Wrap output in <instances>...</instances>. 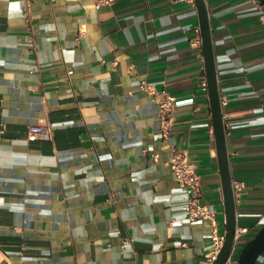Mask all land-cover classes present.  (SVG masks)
<instances>
[{
  "label": "crops",
  "instance_id": "crops-1",
  "mask_svg": "<svg viewBox=\"0 0 264 264\" xmlns=\"http://www.w3.org/2000/svg\"><path fill=\"white\" fill-rule=\"evenodd\" d=\"M99 1L0 0V264H212L215 226L189 218L167 164L190 152L226 233L196 1ZM206 3L231 172L246 184L238 260L264 226V4ZM143 80L178 97L169 138ZM36 124L52 133L31 140Z\"/></svg>",
  "mask_w": 264,
  "mask_h": 264
},
{
  "label": "built area",
  "instance_id": "built-area-1",
  "mask_svg": "<svg viewBox=\"0 0 264 264\" xmlns=\"http://www.w3.org/2000/svg\"><path fill=\"white\" fill-rule=\"evenodd\" d=\"M190 1L195 2V0ZM116 2L117 0H100L98 3V7H101L102 5L113 6ZM28 11H30V5H28ZM261 20L264 22V9L261 15ZM197 31L200 35L198 43L201 46L203 44L201 28H198ZM132 68H134V65L132 66ZM140 86L143 91L149 93L153 97V100L159 104L161 135L164 138H169L174 131L178 97L172 93H169L167 90H159L154 83H150L147 80H143ZM205 88H209L207 82L205 83ZM45 132L52 133V127L42 124L32 125L30 128L29 138L31 140H36L38 139L40 134ZM154 158L158 161L160 158V154H154ZM167 164L174 170L176 174V180L187 191V203L184 208L189 218L192 221H197L200 219L208 220L215 226L213 241L217 252V258L225 244L226 233H221L219 231L217 227V213L203 201V178L198 170L196 163L194 162L188 150L175 148ZM245 187L246 184L244 181H234V188L236 193L238 191L244 190ZM248 231V228L243 229L241 233L237 234V238H239L241 234L247 233ZM237 262L238 260H233L232 256L226 264H236Z\"/></svg>",
  "mask_w": 264,
  "mask_h": 264
},
{
  "label": "water",
  "instance_id": "water-1",
  "mask_svg": "<svg viewBox=\"0 0 264 264\" xmlns=\"http://www.w3.org/2000/svg\"><path fill=\"white\" fill-rule=\"evenodd\" d=\"M195 1L200 14L203 46L206 58V71L213 110L220 168L223 178L227 215L226 241L218 257L212 264H226L233 256L238 240L237 199L231 172L227 128L224 118L223 100L219 83L210 12L206 0ZM260 1L264 4V0ZM263 253L264 226L246 243L236 264H256Z\"/></svg>",
  "mask_w": 264,
  "mask_h": 264
},
{
  "label": "clouds",
  "instance_id": "clouds-1",
  "mask_svg": "<svg viewBox=\"0 0 264 264\" xmlns=\"http://www.w3.org/2000/svg\"><path fill=\"white\" fill-rule=\"evenodd\" d=\"M17 6V5H16Z\"/></svg>",
  "mask_w": 264,
  "mask_h": 264
}]
</instances>
